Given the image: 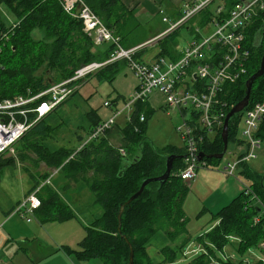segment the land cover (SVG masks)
<instances>
[{"label":"trees","instance_id":"obj_1","mask_svg":"<svg viewBox=\"0 0 264 264\" xmlns=\"http://www.w3.org/2000/svg\"><path fill=\"white\" fill-rule=\"evenodd\" d=\"M84 1L121 37L124 46H137L146 39L142 32L144 28L134 9H129L123 0ZM214 1L212 0L202 12L203 16L201 20L199 19L202 25L212 20L210 6ZM237 1L240 0L223 1L225 10L222 17L227 16ZM0 4L7 5L18 18L17 24L9 26L0 17V36H5L0 42V99L36 94L52 83L71 77L75 70L84 64L94 60H105L113 49L111 44L107 51L95 52V44L83 31L82 21L67 13L60 0H0ZM180 27L158 40L160 48L158 55L169 56L173 60L181 56V52L176 50ZM36 29L44 32L43 39L33 37L32 33ZM247 34L251 51L246 63L247 71L237 83L227 84L224 93L218 97L217 107L227 103L224 107L226 114L244 98L246 80L261 64L264 55V10L259 11ZM258 36L260 41L256 43ZM140 55L138 52L136 57L140 59ZM121 65H126V61L110 63L95 75L112 81ZM43 67H46L45 71L38 75ZM78 89L55 110L70 102L79 92ZM263 99L264 75L254 82L249 106ZM152 111L153 108L148 101L136 103L132 119L123 132L124 140L127 142L123 146L126 155H122L119 148L114 147L104 135L85 145L69 159L75 151L74 147H59L49 142L53 124L62 123L51 113L42 118L20 140L24 146L17 149L22 159L28 156V150L34 151L46 166L63 171L68 182L80 183L79 193L89 189L93 197L92 203L102 207V212L85 225L87 234L79 247L73 249L80 259L98 258L103 264H128L130 243L134 250V264H158L153 261L147 248L157 232H165L172 240L180 236H186L185 242L190 240V236H187L189 217L184 204L191 183L184 181L180 176V170L185 164L184 158L174 162L171 175L166 182L148 184L138 198L126 204L119 218L121 205L139 190L143 180L165 172L166 157L169 154L185 155V149L168 147L161 150L146 136V114ZM142 114L146 117L144 122L140 121ZM31 116L33 117V114ZM242 116L243 112L230 118L229 140L236 138ZM85 118L87 124L81 128L87 134L103 120L95 109L87 110ZM222 129L223 127L216 130L212 138L207 137L200 144L201 151L206 154L223 151ZM256 136L264 142V119ZM77 137L83 139L82 134H78ZM14 157L5 158L0 165L14 162ZM206 159L213 164H219L221 160L210 157ZM248 163H242L240 171L264 204V172L253 170ZM42 175L41 178L45 182L50 173L45 172V175ZM40 185L35 183L27 193ZM38 195L41 206L36 210V216L40 222L78 218L69 202L61 197L52 182L44 183ZM214 219L218 220V224L212 230L196 237L206 252L195 257L191 264H212L216 260L217 252L223 251L232 237L237 239L236 251L240 255L246 254L251 248L260 247L259 244L264 239V208L256 199L246 194L245 190L220 209L214 215ZM165 251L169 261L176 259V251L173 248L168 247ZM223 263L233 264L229 260Z\"/></svg>","mask_w":264,"mask_h":264},{"label":"built area","instance_id":"obj_2","mask_svg":"<svg viewBox=\"0 0 264 264\" xmlns=\"http://www.w3.org/2000/svg\"><path fill=\"white\" fill-rule=\"evenodd\" d=\"M60 2L67 13L82 21L83 31L95 45L108 42L113 45V49L105 60H94L84 64L76 69L71 77L52 83L36 94L29 93L0 99V157L7 152L15 156L17 142L77 90L76 82L95 74L110 63L126 61L139 80L135 92L125 101L124 108L115 109L109 119L100 121L87 134V139L75 149L69 159L85 145L98 140L110 131L121 114L132 111L138 101H148L149 96L155 90H159L165 94L168 106L177 108L182 116L178 131L185 139L186 148L185 164L180 170V176L188 183L194 181L200 169L210 166L206 157L199 158L200 144L224 126L227 115L224 107L227 103L217 107L218 97L224 93L227 84L237 83L247 71L246 63L251 55L247 30L259 11L264 10V0L237 1L225 17H222L225 9L219 8L217 14L212 17L216 30L210 36H201L192 41L180 51L181 56L175 60L169 56L158 55L150 62L136 57L143 45L124 46L121 37L110 29L84 0H60ZM211 2L212 0L187 2L182 16L163 34L185 24ZM163 20L167 22L169 18L164 16ZM4 38L5 36L1 35L0 42ZM104 106L110 107L111 102L105 101ZM263 119L264 99L245 108L242 121L245 123L243 135L248 139L243 140L247 144V152L227 158L224 168L226 174L237 176L242 163L257 157L255 151L261 147L262 141L256 133ZM145 120L146 117L142 114L140 121ZM119 152L122 155L127 154L125 147H120ZM50 182L49 176L44 183ZM42 185L25 194L11 212L31 221L36 210L41 206L38 193ZM245 193L256 199L264 208L263 202L256 195L251 184H245ZM259 246L264 250V239ZM262 263L264 264V260Z\"/></svg>","mask_w":264,"mask_h":264},{"label":"rangeland","instance_id":"obj_3","mask_svg":"<svg viewBox=\"0 0 264 264\" xmlns=\"http://www.w3.org/2000/svg\"><path fill=\"white\" fill-rule=\"evenodd\" d=\"M224 0H215L211 6V12L213 17L217 14L219 8H224ZM165 13L168 14L169 21H163V15L152 16L149 18V22L145 29L148 36L152 37L158 33L165 31L175 22V14L170 8H165ZM202 9L198 15L185 22L181 26L177 35L176 50L180 52L186 48L192 41L199 37H208L215 30L216 25L212 20L206 25H202L199 22L203 14ZM165 16V15H164ZM0 17L6 25L17 24L18 18L12 12V10L5 4H0ZM177 26V27H179ZM175 27L174 29H176ZM174 29L169 31L172 32ZM196 30H199L197 32ZM165 33V34H168ZM35 39H43L44 32L40 29H36L32 33ZM161 37L153 41L151 45L158 42ZM260 37L256 38V43H259ZM111 46L110 43L105 42L101 45H95L94 51L105 52ZM160 53L159 48H149L144 55V60L147 62L153 61L155 57ZM122 64L124 62H121ZM125 64V63H124ZM46 67H43L38 75L43 74ZM139 84L138 78L132 72L127 65H121L120 70L116 74L115 78L111 81L106 77L99 78L93 74L82 81L77 82L79 92L70 100L65 103L61 109L53 110L51 114L56 115L62 122L54 125L51 128L49 142H53L59 147H74L76 149L80 147L87 139V133L82 130L81 126L87 124L85 113L89 109H95L99 115L104 119H109L115 109L121 110L125 106V101L135 92ZM157 92L161 95L153 97V111L147 113L146 122V136L153 141L154 145L165 150L168 147L174 149H185L186 142L178 131V126L182 122V116L177 108L168 106L166 96L163 92L155 90L150 96ZM117 100V101H116ZM105 101H110L111 106H104ZM132 111L124 112L117 118L116 124L110 131V142L116 147H123L125 142L123 137L124 129L127 123L131 121ZM245 129V123L242 121L239 125V132L236 138L229 140L228 149L225 152L223 158L219 161V164L210 163L209 168L200 169L198 172V178L191 182V190L185 201V209L190 217L189 230L192 235L197 233H206L212 230L217 224L218 220L214 219V215L222 209L224 206L223 200L228 198L231 194L232 198L229 203L242 191L245 190V184H250L249 180L238 171L237 176L228 175L225 173L224 168L227 158L230 156H239L241 153L247 152V144L239 143L240 140H248L244 137L243 131ZM108 133V132H107ZM105 134V137L107 135ZM78 134L83 135V139H78ZM240 144V145H239ZM23 142L18 141L15 149L14 162L0 165V203L8 204L15 203L24 197V194L35 184L44 183L42 174L45 172L50 173L51 182L55 185L64 200L69 202L78 218H71L65 221H53L55 225L52 226L51 222H46L44 225L48 227V234L41 233L36 236L32 241V249L37 253L36 262L41 264H69L68 261L60 255H52L51 251L62 248L72 250L70 264H103L101 259H80L73 251L74 248H78L80 242L87 234L85 225H88L95 215L102 212V207L99 204L92 203L93 197L88 189H85L81 200V205L72 199L69 201L70 186H74L76 183L68 182L63 171H59L57 168H50L46 166L44 161H41L32 150H28V156L21 158L18 147L22 148ZM256 158L249 161L248 165L255 171L264 172V142L262 141L261 147L255 151ZM13 156L9 152L0 157V162L5 158ZM131 157V155H130ZM37 160V161H36ZM69 184V185H67ZM80 184V183H79ZM78 185V184H77ZM229 192V193H228ZM228 193V194H227ZM37 220L36 215L32 218ZM47 224V225H46ZM187 246L192 249L195 246L191 241ZM189 249V250H190ZM230 255L233 262L241 264H258L260 260L264 259V250L260 247L251 248L246 254L240 255L233 247H227L223 251H218L216 260L213 264H224L226 256ZM193 254H188L187 257H183V264H188L187 260L192 258ZM190 263V262H189Z\"/></svg>","mask_w":264,"mask_h":264},{"label":"crops","instance_id":"obj_4","mask_svg":"<svg viewBox=\"0 0 264 264\" xmlns=\"http://www.w3.org/2000/svg\"><path fill=\"white\" fill-rule=\"evenodd\" d=\"M192 1L193 0H123L125 5L129 9H134L137 18L140 20L144 28L142 32H144L146 39L142 43L138 44V45H143L139 50L141 54L140 59L144 60L143 59L144 55L150 47L159 48V45L157 43L151 45L153 42L151 40L163 34L169 28L168 27L165 31L150 37L148 36L147 31L145 29L146 25L149 22V18L152 16H157L159 14H162L163 15L162 17H164V15L168 16V14L165 13V9H164V7L165 8L167 7L170 8L172 12L174 13L176 12L172 16L175 17V21H177L184 13V5L187 2H192ZM166 35L167 34H163L161 38H163ZM156 95H161V93L157 92L154 96L151 97L150 101L148 100V103L152 108H153L152 106L153 97H155ZM110 131H108L106 135V138L109 139V141L111 137ZM214 134L210 135L209 137L212 138ZM239 143H245V141L240 140ZM80 188H81V184L79 183L78 185L75 184L74 186H70V190L73 189L71 191L70 197L74 199L77 202V204L81 203V200L83 199L82 194L85 191L83 190L82 193H79ZM88 191L90 192L89 189ZM231 196L232 195L230 194L228 198L223 200L222 206H225L229 203V201L232 198ZM20 200H18L15 203H8L6 205L0 203V264H41L36 262L37 253H35L34 250H31L33 244L32 241H34L36 236L40 235L41 233L48 234V227L44 225L46 222L45 223L40 222L37 216H36L37 218L36 221H34L33 219L31 221H28L25 217H22L19 214L12 213L11 212L12 209L16 206V204ZM186 214L188 215L187 211ZM189 222H190V217H189ZM51 225L54 226L55 222L52 221ZM188 231L189 233L187 236L188 237L190 236V240L188 242H185L186 236H180L175 240H172L165 232L163 231L157 232L152 237L147 247L149 255L151 256L153 261L158 264H183L184 261L182 262V260L184 259L182 258L187 257L188 254H193L192 258L187 260L188 264H191V261L195 257L199 256L202 253H205L206 249L196 239L197 236H200L203 233L199 232L197 233V235H192L189 230V226H188ZM191 241L195 245L192 246V249H190L189 246H187L189 243H191ZM237 244H238L237 239L232 237L230 238V241L227 243L224 249L230 246L236 250ZM168 247H171L173 248V250L176 251L175 252L176 259L174 261H169V259H167V252L165 251V249ZM51 254L60 255L61 257L65 258L70 264L69 261H71V255H69L70 253H68L65 250L64 246H62V248L60 249H56V251L54 250L51 251ZM225 256L227 261L229 260L233 264H241L238 262H233L232 257L230 255H225ZM263 260H260L258 264H261Z\"/></svg>","mask_w":264,"mask_h":264},{"label":"water","instance_id":"obj_5","mask_svg":"<svg viewBox=\"0 0 264 264\" xmlns=\"http://www.w3.org/2000/svg\"><path fill=\"white\" fill-rule=\"evenodd\" d=\"M263 75H264V55L262 57V61H261V64H260L258 70L255 73H253L246 80V83H245L246 95L244 96V98L242 100H240L234 106H232V108L230 109V111L226 115L224 126L222 129V134H221L222 139H223V144H224L223 151L219 152V153H214V154H206L203 151H201L199 154L200 159H202L203 157H210V158H217V159L223 158V156H224V154L228 148L230 118L237 113H241L249 105L254 82L256 79H258L259 77H261ZM182 158H184V155H179V154H175V153L169 154L166 157V170H165V172L159 176H154V177H149V178L144 179L139 190L136 193H134L124 204L121 205L119 218L121 217V215L124 211L125 205L131 203L133 200L138 198L141 195V193L143 192L144 188L148 184L153 183V182H161V183L166 182L171 175L174 162L176 160H179ZM129 245H130V260H129L128 264H134V250H133L130 243H129Z\"/></svg>","mask_w":264,"mask_h":264},{"label":"bare ground","instance_id":"obj_6","mask_svg":"<svg viewBox=\"0 0 264 264\" xmlns=\"http://www.w3.org/2000/svg\"><path fill=\"white\" fill-rule=\"evenodd\" d=\"M244 110H245V109H244ZM244 110H243V111H244ZM243 111H242V112H243ZM40 121H41V120H40Z\"/></svg>","mask_w":264,"mask_h":264}]
</instances>
